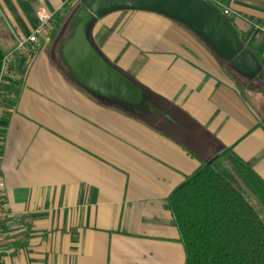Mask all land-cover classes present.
Instances as JSON below:
<instances>
[{
  "label": "crops",
  "instance_id": "0c3cea01",
  "mask_svg": "<svg viewBox=\"0 0 264 264\" xmlns=\"http://www.w3.org/2000/svg\"><path fill=\"white\" fill-rule=\"evenodd\" d=\"M222 1L264 59V0ZM81 2L0 0L4 53L39 8L54 14L0 116L13 218L0 264H185L169 196L227 150L264 181V115L192 30L149 11L91 16Z\"/></svg>",
  "mask_w": 264,
  "mask_h": 264
},
{
  "label": "trees",
  "instance_id": "16d2710c",
  "mask_svg": "<svg viewBox=\"0 0 264 264\" xmlns=\"http://www.w3.org/2000/svg\"><path fill=\"white\" fill-rule=\"evenodd\" d=\"M81 1L85 5L87 0ZM243 46L264 69L259 53L245 41ZM4 54L0 48V68ZM223 68L236 81L230 68ZM234 181L264 211V181L230 150L203 164L169 196L167 209L184 248L185 264H264V219Z\"/></svg>",
  "mask_w": 264,
  "mask_h": 264
},
{
  "label": "water",
  "instance_id": "95a60500",
  "mask_svg": "<svg viewBox=\"0 0 264 264\" xmlns=\"http://www.w3.org/2000/svg\"><path fill=\"white\" fill-rule=\"evenodd\" d=\"M89 15L116 9L149 11L164 15L199 34L241 77H256L260 63L240 43L220 12L204 0H87Z\"/></svg>",
  "mask_w": 264,
  "mask_h": 264
},
{
  "label": "built area",
  "instance_id": "2783aa9c",
  "mask_svg": "<svg viewBox=\"0 0 264 264\" xmlns=\"http://www.w3.org/2000/svg\"><path fill=\"white\" fill-rule=\"evenodd\" d=\"M204 1L216 8L227 22L240 17L237 11L229 8L222 0ZM36 16L38 22L32 32L26 38L18 40L14 48L6 52L2 59L0 68V116H4L8 112L7 101L15 102L16 88L24 79L26 64L45 43L53 27L54 14L39 8L36 11ZM255 28L261 29L260 26H255ZM3 187V180L0 177V247L7 242L13 224L12 214L6 206Z\"/></svg>",
  "mask_w": 264,
  "mask_h": 264
},
{
  "label": "rangeland",
  "instance_id": "374dc122",
  "mask_svg": "<svg viewBox=\"0 0 264 264\" xmlns=\"http://www.w3.org/2000/svg\"><path fill=\"white\" fill-rule=\"evenodd\" d=\"M228 68H230V67H228ZM230 70H231V68H230ZM232 74L234 75V77L236 79V82L240 86H242V91L245 92V94L247 95L248 99H250V101L264 115V111L262 110V108L259 105L261 103H262V105H264V101H262L260 99V97H261L260 92L261 91L264 92V80L256 79V80H250L249 81V80L244 79L243 77L239 76L234 71L232 72ZM247 86L250 87L251 90H253V91L246 90ZM243 88H245V90ZM234 182L236 183V186L239 188L240 192H242L243 196L250 202V204L255 209V211L264 219V211H263L261 205L258 203V201L253 197V195H251L250 193H246L242 189V187L238 184V181H234Z\"/></svg>",
  "mask_w": 264,
  "mask_h": 264
},
{
  "label": "flooded vegetation",
  "instance_id": "af4514ba",
  "mask_svg": "<svg viewBox=\"0 0 264 264\" xmlns=\"http://www.w3.org/2000/svg\"><path fill=\"white\" fill-rule=\"evenodd\" d=\"M244 78H246V79H250V77H244Z\"/></svg>",
  "mask_w": 264,
  "mask_h": 264
}]
</instances>
